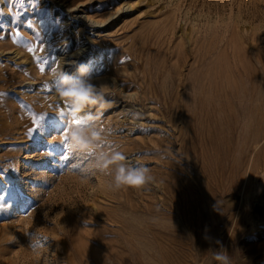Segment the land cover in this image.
<instances>
[{"label": "rangeland", "instance_id": "rangeland-1", "mask_svg": "<svg viewBox=\"0 0 264 264\" xmlns=\"http://www.w3.org/2000/svg\"><path fill=\"white\" fill-rule=\"evenodd\" d=\"M77 64L110 106L75 118L152 183L110 190L67 147L73 81L53 70ZM218 251L264 264V0H0V264Z\"/></svg>", "mask_w": 264, "mask_h": 264}, {"label": "clouds", "instance_id": "clouds-1", "mask_svg": "<svg viewBox=\"0 0 264 264\" xmlns=\"http://www.w3.org/2000/svg\"><path fill=\"white\" fill-rule=\"evenodd\" d=\"M57 72L60 83L68 85L69 81H73L70 86L62 90L58 89V94L72 108L74 117H81L88 106H98L100 110L110 106V102L105 99L104 92L100 90V87L90 79H83L85 76H91V70L87 64H77L74 75L53 70V73ZM78 120L81 121L79 124H74L67 129V147L74 152L89 155L92 158L90 163L98 173L111 177L108 183L110 190L141 188L154 181V176L146 166H129L124 163L126 157L119 150L102 149L100 142L103 140L104 130L89 123L93 120L92 115H89L87 120L83 118ZM114 164L117 165L115 174L110 175ZM39 239L40 236L37 234L36 243H39ZM214 258L218 264H230V258L226 252L218 251L214 253Z\"/></svg>", "mask_w": 264, "mask_h": 264}, {"label": "snow or ice", "instance_id": "snow-or-ice-1", "mask_svg": "<svg viewBox=\"0 0 264 264\" xmlns=\"http://www.w3.org/2000/svg\"><path fill=\"white\" fill-rule=\"evenodd\" d=\"M43 68H41V71L43 72ZM44 87L47 89L48 88V85L47 84H45L44 85ZM58 117V116H57ZM59 118V117H58ZM58 122H59V120H58ZM81 121H79L78 119H76L75 117H73L72 118V121H71V124L69 125V127L70 126H72V125H74V124H79ZM64 138H65V140L67 139V134H65V136H64Z\"/></svg>", "mask_w": 264, "mask_h": 264}, {"label": "bare ground", "instance_id": "bare-ground-1", "mask_svg": "<svg viewBox=\"0 0 264 264\" xmlns=\"http://www.w3.org/2000/svg\"><path fill=\"white\" fill-rule=\"evenodd\" d=\"M256 146V145H255ZM255 148V147H254Z\"/></svg>", "mask_w": 264, "mask_h": 264}]
</instances>
